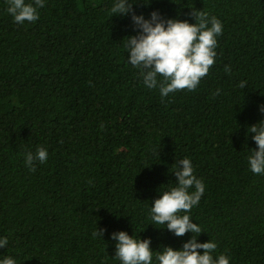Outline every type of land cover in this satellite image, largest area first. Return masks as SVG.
<instances>
[{
    "label": "trees",
    "instance_id": "1",
    "mask_svg": "<svg viewBox=\"0 0 264 264\" xmlns=\"http://www.w3.org/2000/svg\"><path fill=\"white\" fill-rule=\"evenodd\" d=\"M115 2L44 0L39 20L18 24L0 0V260L121 264L118 231L181 249L194 234L152 224L151 207L189 158L205 185L187 213L198 241L230 264H264V174L248 162V127L264 120V0L134 4L146 19L195 23L198 9L222 23L208 75L167 97L128 62L125 37L139 30L131 13H111ZM40 146L48 158L33 172L25 154Z\"/></svg>",
    "mask_w": 264,
    "mask_h": 264
},
{
    "label": "clouds",
    "instance_id": "2",
    "mask_svg": "<svg viewBox=\"0 0 264 264\" xmlns=\"http://www.w3.org/2000/svg\"><path fill=\"white\" fill-rule=\"evenodd\" d=\"M138 2L140 0H116L111 8L113 15L131 13L139 30L138 34L125 37L128 62L140 70L144 85L149 89L159 88L162 97L184 89L195 91L215 63L217 36L222 34L221 21L198 9L190 13L196 18L195 23L179 18H162L158 10L146 19L143 14L135 13L133 5ZM143 3L150 4L151 0H143ZM8 4L7 11L18 24L39 20L38 9L45 6L44 0H8ZM225 72L230 73L231 67L226 65ZM246 85L242 81L239 86L245 88ZM219 92L217 89L213 96L219 95ZM261 111H264V106ZM248 133L255 134L251 139L257 145L248 157L250 170L254 174H264V120L250 125ZM47 158V149L40 146L35 153L25 154V164L35 172V163H45ZM175 175L178 177L176 186L163 191L152 203V224L166 227L177 237H183L188 232L194 235L179 250L166 246L158 251L152 249L150 238L137 239L135 234L129 235L127 231L114 232L112 239L117 241L115 257L121 264H153L155 252L157 264H230L226 254L221 253L214 258L217 244L212 239L203 243L198 241L197 237L203 230L187 214L199 204L205 191V185L194 174L189 158L178 162ZM193 188L194 191H189ZM104 231L99 229L94 234L103 236ZM7 245V238L0 239V248ZM200 249H203L202 253ZM0 264H16V261L12 256H6Z\"/></svg>",
    "mask_w": 264,
    "mask_h": 264
}]
</instances>
